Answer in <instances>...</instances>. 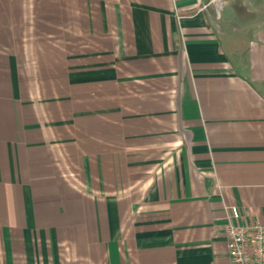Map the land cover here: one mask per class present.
<instances>
[{
  "label": "crops",
  "instance_id": "0c3cea01",
  "mask_svg": "<svg viewBox=\"0 0 264 264\" xmlns=\"http://www.w3.org/2000/svg\"><path fill=\"white\" fill-rule=\"evenodd\" d=\"M0 0V264H231L264 224V0Z\"/></svg>",
  "mask_w": 264,
  "mask_h": 264
},
{
  "label": "built area",
  "instance_id": "2783aa9c",
  "mask_svg": "<svg viewBox=\"0 0 264 264\" xmlns=\"http://www.w3.org/2000/svg\"><path fill=\"white\" fill-rule=\"evenodd\" d=\"M219 13L225 0H214ZM243 214L236 205L227 209L225 235L229 246L231 264H264V224L243 222Z\"/></svg>",
  "mask_w": 264,
  "mask_h": 264
}]
</instances>
